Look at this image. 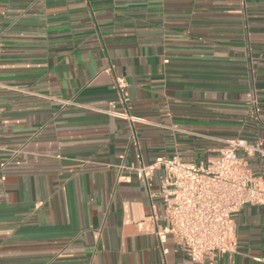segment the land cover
Returning a JSON list of instances; mask_svg holds the SVG:
<instances>
[{
    "label": "crops",
    "instance_id": "obj_1",
    "mask_svg": "<svg viewBox=\"0 0 264 264\" xmlns=\"http://www.w3.org/2000/svg\"><path fill=\"white\" fill-rule=\"evenodd\" d=\"M236 138L264 150V0H0V264H196L154 233L161 172L126 168ZM234 223L201 264H262L264 206Z\"/></svg>",
    "mask_w": 264,
    "mask_h": 264
},
{
    "label": "built area",
    "instance_id": "obj_2",
    "mask_svg": "<svg viewBox=\"0 0 264 264\" xmlns=\"http://www.w3.org/2000/svg\"><path fill=\"white\" fill-rule=\"evenodd\" d=\"M128 83L115 81L121 103L127 107ZM248 105L258 113L259 98L252 84ZM136 122L130 114H119ZM217 159L205 164L183 161L179 156L160 157L151 165L126 168L134 171L149 189L153 174L161 172L163 213L153 207L151 224L161 243L171 235L177 248L193 263L225 255L236 245L234 215L246 206H264V175L253 173L242 154L264 155L261 143L243 138L227 142ZM124 168V167H122ZM264 264V258L257 259Z\"/></svg>",
    "mask_w": 264,
    "mask_h": 264
}]
</instances>
